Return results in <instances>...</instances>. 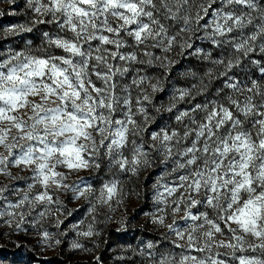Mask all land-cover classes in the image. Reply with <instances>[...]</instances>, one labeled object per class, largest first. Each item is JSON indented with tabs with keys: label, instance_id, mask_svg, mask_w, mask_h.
Instances as JSON below:
<instances>
[{
	"label": "clouds",
	"instance_id": "1",
	"mask_svg": "<svg viewBox=\"0 0 264 264\" xmlns=\"http://www.w3.org/2000/svg\"><path fill=\"white\" fill-rule=\"evenodd\" d=\"M79 8L25 0L0 30V227L97 261L139 232L110 264H264V0Z\"/></svg>",
	"mask_w": 264,
	"mask_h": 264
},
{
	"label": "rangeland",
	"instance_id": "2",
	"mask_svg": "<svg viewBox=\"0 0 264 264\" xmlns=\"http://www.w3.org/2000/svg\"><path fill=\"white\" fill-rule=\"evenodd\" d=\"M24 4L25 0H18L14 6H6L5 14L0 16V30L23 20L22 16H15L11 13L19 11V9L24 7ZM41 27L46 26L42 25ZM7 43H10V41H0V49L5 47ZM16 46L19 47V45ZM185 63L195 62L186 60ZM152 130L155 129L153 128ZM152 175H155V173ZM150 181L151 176H149ZM133 207H135V203H133ZM147 208V203L137 208L133 218L139 220L140 214ZM83 213V208L77 210L73 216L64 222L62 228H67L69 224L77 222L83 217ZM0 224H3V219H0ZM34 231L35 229L30 225H22L21 229L14 231H9L7 225L0 227V264H110L113 260L110 250L114 244L117 242L136 243V237L140 235L139 232H136L135 235L117 234L113 228L108 233L110 238L107 240L104 249L97 253L99 257L97 261L92 256H81L76 251H69L68 240L72 238V233H69L68 238L57 248H49L46 244L41 243L40 237L32 235ZM144 235L148 238H153L148 233ZM116 264H119V262H116Z\"/></svg>",
	"mask_w": 264,
	"mask_h": 264
},
{
	"label": "snow or ice",
	"instance_id": "3",
	"mask_svg": "<svg viewBox=\"0 0 264 264\" xmlns=\"http://www.w3.org/2000/svg\"><path fill=\"white\" fill-rule=\"evenodd\" d=\"M79 3H80V8L77 10V13L78 14H80V13H82L84 16H87L88 15V12H87V10H86V8H85V6L86 5H88V3H89V0H79ZM72 27L73 28H76V25L74 24V25H72ZM139 35V34H138ZM0 67H2V66H0ZM229 117H231V112H229ZM223 123V121H221L220 122V124H222ZM218 127H219V125H218ZM196 135H198V136H202L203 135V133H197ZM236 139L238 140L239 139V134L237 135V137H236ZM247 141H245V143H246ZM192 143H195V141H193ZM233 143H235V141H233ZM224 150L225 151H227L228 150V144L227 143H225L224 144ZM261 147L262 148H264V141H261ZM206 149H207V145H205V151H206ZM197 150H199L198 148H197ZM220 151H221V149L219 148V147H217L216 149H215V152L217 153V154H219L220 153ZM192 152V149L191 148H189V150H188V154H190ZM190 163H194V161H190ZM220 163H223V161H220ZM242 166H244V167H246L247 165H242ZM235 164L233 163L232 165H231V174L232 175H234V176H239V173H237V172H235L234 171V169H235ZM196 175L197 176H199L200 175V173L199 172H197L196 173ZM196 183H197V186H198V181H196ZM247 183L249 184V186H251V180H249V181H247ZM239 187H243V184H241ZM109 191H111V189H109ZM212 191H215V188L213 187L212 188ZM40 199H43V197H39ZM50 199H51V197H49ZM210 199V198H209ZM16 205H14V204H10L8 207L9 208H12V207H15ZM256 208H257V211H259L260 209H259V206H256ZM3 213H2V211H0V215H2ZM193 219H196V217H193ZM228 219L229 220H232V219H234V217H228ZM65 222V221H64ZM64 222H63V224H64ZM247 221H245V223H246ZM253 223H255V221H253ZM44 238H47V233H45V237ZM196 251L198 252V251H202V249H196ZM194 258V257H193ZM242 264H243V262H242Z\"/></svg>",
	"mask_w": 264,
	"mask_h": 264
}]
</instances>
